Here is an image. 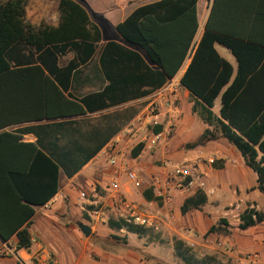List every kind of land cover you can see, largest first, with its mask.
<instances>
[{"label": "trees", "instance_id": "1", "mask_svg": "<svg viewBox=\"0 0 264 264\" xmlns=\"http://www.w3.org/2000/svg\"><path fill=\"white\" fill-rule=\"evenodd\" d=\"M86 1L59 0L58 25L43 22L37 26L28 20L26 0H0V113L4 108L6 116H28L6 121L7 125L37 117L81 115L86 110L148 96L175 79L190 58L180 84L193 100V114L208 126L196 145L225 139L257 174V190L264 195V44L214 30L215 6L213 17L197 40L200 0H117L120 8L141 5L117 25L116 31L127 44L139 48L145 58L116 42L107 43L102 48L101 64L110 85L104 92L76 102L54 87L43 67L46 69V59L56 67L55 54L67 50L75 51L81 64L95 55L103 34L83 6ZM216 45L235 56L236 73L219 55ZM25 50L41 53L40 64H31L23 54ZM73 67L75 64H71ZM51 73L68 91V79L64 82L58 77L61 71L51 69ZM3 80L6 84L2 86ZM49 83L58 99L53 100L51 91H47ZM218 99L221 107L215 113ZM162 130L158 126L155 132ZM0 144L6 146V161H15V165L0 168V236L5 242L16 236L15 252H31L34 244L29 228L34 207L46 205L58 194L60 167L37 144L24 142L18 134H0ZM144 147L138 144L132 156L138 157ZM144 196L162 204L150 190ZM207 202V195L199 190L185 200L181 212L185 215L201 210ZM240 220L239 229L246 231L263 223L264 214L248 208ZM108 225L112 230L134 235L144 232L124 221L111 220ZM227 228L229 223L221 218L207 234L228 235ZM174 251L184 264H226L214 256L197 261L194 250L183 240L174 241Z\"/></svg>", "mask_w": 264, "mask_h": 264}, {"label": "crops", "instance_id": "2", "mask_svg": "<svg viewBox=\"0 0 264 264\" xmlns=\"http://www.w3.org/2000/svg\"><path fill=\"white\" fill-rule=\"evenodd\" d=\"M202 2L199 35L202 36L211 15L213 17L212 11L215 6L214 30L241 40H253L264 44V0H222V3H216V5L215 0H200L198 12ZM45 6L47 7V5H42L43 10ZM139 6L141 5L134 4L120 8L117 0H94L90 2L89 8L86 10L93 23L101 29L103 34V40L98 45L95 55L87 63L81 64L78 54L73 50H67L64 54L57 53L55 54L56 67L47 59L46 69L42 66L45 77L49 78L55 85L54 87L63 92L67 98L76 102L104 92L110 85L101 64L102 48L107 43L116 42L138 52L145 58L139 48L127 44L121 38L114 40L104 38L105 27L116 28ZM111 21L114 22L111 24ZM43 22L57 26L59 23L58 12L52 21L47 17L31 21L37 26ZM216 49L219 55L233 66L236 73L238 63L232 52L220 45H216ZM23 54L29 58L31 64H40L39 56L41 53L35 50H25ZM190 62L191 59L189 58L178 76L165 85L178 95L180 103L175 110L184 117L178 119L176 134L172 142L169 143V147H161L154 154L145 153L143 150L138 157L134 158L130 152L138 144H144V139L147 138L148 121L144 116L156 92L105 109L86 110L81 115L37 117L24 119L19 121L20 123L13 121L9 123L10 125H7L6 121L19 117L27 118L28 116H6L4 108H2L0 134L5 132L18 134L24 142L37 144L44 153L59 165L60 178L58 194L46 205L34 207L35 215L29 228L34 244L32 251L20 250L15 252L17 237L15 236L9 242H5L0 236V250L10 246L14 254L10 258H0V264H17V258H21L27 264H49L51 259H56V264H63L64 252L65 254L72 252L73 247L81 249L82 259H85L86 262L89 258H95L97 264H170L162 250L146 244L143 240L135 239L134 234L124 230L121 232L128 235V244L124 247L104 250L92 245L91 237L94 234L102 231L105 233L104 236L110 238L114 237L112 234L114 230L105 225L104 222L95 220L87 202L78 205V200L82 192L91 194L96 187L98 200L110 207L112 200L107 185L111 180L117 178L120 193L141 211L161 210L163 215L155 230L170 227L172 231H179L175 222L169 217L166 206L169 202L163 201L165 204L160 205V201H148L145 199L144 193L147 190L152 191L153 177H156L161 171L158 170L159 161L166 158L183 159L187 155L183 145L189 141H198L208 128L204 124L199 135L197 137L194 135L199 118L192 112L193 100L189 91L180 84ZM71 64H75V67L71 68ZM51 69L61 71L58 76L61 81L65 82L68 79V91L63 90L56 77L51 73ZM1 83L2 86L6 84L4 80ZM46 85L47 91H51L50 93L53 95V100L54 98L58 99L59 96L53 85L50 83ZM220 107L221 99H218L213 109L214 112L218 113ZM167 108L162 111L157 119L160 125L173 115V110ZM131 126H135L133 133L129 132ZM198 148H202L200 154L209 159V164L205 163L200 167V170L204 174L203 183L205 187L202 191L207 195L208 202L206 205L210 206L211 209L201 212L202 208L189 216L190 212L185 215L182 214L181 208L185 200L196 193L187 195V198H184L182 205H180V212L183 216L189 217V224L193 225L199 233L207 234L213 226L217 225L221 217V214L213 215V210L220 208L225 213L231 211V206L234 205L254 208L264 214V195L257 190V174L246 164L242 155L225 139L212 141L204 146H198ZM113 149L115 155L118 153L126 155V158L118 156L119 164L117 165H111L106 156V153ZM6 151V146L0 144V168L6 165H15L14 160L6 161ZM211 160L214 162L212 163ZM107 165L109 166L106 167ZM127 171L138 173L139 184L128 182ZM150 204L153 205L150 206ZM227 222L229 223V235L215 233L209 237L229 240L235 252L230 254L212 248L209 250L213 254H225L234 264H258L247 262L245 258L240 257V253L246 249L245 246L255 250L262 249L260 244H264V222L248 232L254 235L257 230H262V233L250 237L248 240L239 239L241 233L235 229L238 224L230 220ZM83 227L91 229L90 236L83 233ZM132 236L135 239L134 244ZM182 239L184 242L187 241L185 238ZM171 260L174 263V259L171 258Z\"/></svg>", "mask_w": 264, "mask_h": 264}, {"label": "built area", "instance_id": "3", "mask_svg": "<svg viewBox=\"0 0 264 264\" xmlns=\"http://www.w3.org/2000/svg\"><path fill=\"white\" fill-rule=\"evenodd\" d=\"M178 101V95H176V92L171 91L169 86H164L152 97V102L144 116V118L148 121V125H153L155 129L160 126L157 120L159 117L158 112H161L167 107L173 110V115L168 121L166 129L162 130L159 133H156L154 131L152 133V136L149 137L147 135V138L144 139L145 153L151 152L160 144L164 143L165 145H167L168 140L172 136L177 121L180 117L179 113L175 110ZM134 129L135 126H131L129 128V132L133 133ZM106 156L111 165L119 164L118 156L121 158H126V155L123 153H118L115 155L114 149L109 150L106 153ZM211 162L213 163L214 160H211ZM196 173L197 172L193 170V166L189 161L181 165H174L171 161H165L164 168L156 177H153V184L151 188L154 196L158 199H161L162 201L170 202L172 198V192L175 190L188 191L189 189L193 188L198 182L200 183V187L204 189V183L200 181L201 177L196 176ZM126 174L128 182L139 184L140 177L136 171H127ZM107 189L110 191V198L112 200V205L110 207L105 206L103 202L98 200V190L96 187L93 189L91 194L82 192L78 200V205H82L83 202H87L88 206L93 208L90 211L94 219L104 223L111 220L117 222L124 221L129 226H133L136 228L145 230L157 229V226L163 215L160 209L156 211H152L153 209L141 211L134 203L129 201L124 195L120 193V185L117 178L110 181V183L107 185ZM152 205L153 204H150V206ZM242 209L243 207L240 205L231 206V211L225 212L224 217L222 218L230 220V216H238L239 219L236 221L241 223L240 217L245 212V210L242 211ZM249 209L252 210L254 208ZM253 219L256 220V215H253ZM182 232L189 236L190 240H186L191 241V245H194V240L198 238V234L192 229H183ZM208 243L209 248H212L214 250H221L230 254H233L235 252L233 245H231L226 239L209 237ZM260 245L264 246L263 243H261ZM11 256H14V254L10 249V246L3 247L0 250V258H10ZM17 260V264H27L21 258H17ZM245 260L249 263H258L264 261V249L262 252L256 251L248 253L245 256ZM56 263V259H51L49 264Z\"/></svg>", "mask_w": 264, "mask_h": 264}, {"label": "rangeland", "instance_id": "4", "mask_svg": "<svg viewBox=\"0 0 264 264\" xmlns=\"http://www.w3.org/2000/svg\"><path fill=\"white\" fill-rule=\"evenodd\" d=\"M26 1H27V16H28V20L30 22L36 20L37 18H41V17H47V18H49L50 21H52V18L54 17V15H56V12H58L59 0H26ZM93 1L94 0H88L87 2L83 3L84 7L88 9L90 2H93ZM43 4L47 5V7L45 6L44 10L42 9ZM202 6H203V2L201 3V7L199 5V20H201V13H202L201 8H202ZM113 22L114 21H111L110 23L112 24ZM103 26H105V25H103ZM199 34H200V32H199ZM200 37H201V35H198L197 40H199ZM104 38L107 40H114V39L120 38V36L118 35L116 28H112V27L107 26L104 29ZM179 103H180V101L177 102L176 107L177 106L179 107ZM162 111L158 112L159 115L162 113ZM183 117H184V115L181 114L179 118L181 119ZM169 120L170 119H167V121H165L164 124L160 125L163 127V130L166 129ZM203 126H204V123L200 119H198L197 125L195 126V131H194V135L196 137L202 131ZM176 130H177V126L175 127V129L172 133V136L169 138L167 145H165L164 143L160 144L158 147H156L154 150H152L149 153L154 154V152H156L158 149H161V147L168 146L169 143H171L172 140L174 139L175 134H176ZM154 131H155V127H153V125L147 126V135L149 137L152 136V133ZM196 143H197V141H189L186 145H183L184 151L186 152L187 155L181 160H172V159L166 158L165 160L159 161L158 170H162L164 168L165 161H171L174 165H181V164H184L185 162L189 161L190 164L193 166V170L195 172H197L196 176H200L201 177L200 181L203 182L204 174L201 173L200 167L203 166L205 163L209 164L208 163L209 159L206 158L205 156H203L202 154H200V152H201L200 150H202V148H198ZM199 146H202V145H199ZM131 153H132V151L130 152V154ZM198 155H200V156H198ZM108 166L109 165H107L106 167H108ZM199 190H203V189L200 187V183L198 182V183H196V185L193 188L189 189L188 191L175 190L172 192L171 201L169 203H167L166 206H167V211H168L170 219L175 222L179 231H177V232L172 231L170 227H165L162 230H155V229L145 230V229H142V230H144L142 235H135L136 236L135 239L143 240V242H145L146 244L152 245L154 248H156L160 251L162 250L163 253L165 254V258H167L169 260L170 264H184L182 261L177 259L174 255V241L177 239L178 240H184L182 238L189 239V236L187 234H184L182 232V230L183 229H192L198 234V238L196 240H194V245H191L192 244L191 241H185V242L194 250L193 254L195 255L197 261L202 260L205 256H214L219 261H221L223 263L234 264L233 261L231 259H229V257L223 253L213 254L209 250V245H208L209 244L208 239H209L210 235L199 233L195 229V227H193V225L189 224V220H188L189 217L183 216L180 212V205H182L184 198H187V195H189L190 193H196ZM163 204H165V203L162 201V205ZM160 205H161V203H160ZM88 208L90 210L93 209L89 206H88ZM210 209H211L210 206L206 205L203 207L201 212H204V211L210 210ZM246 209L247 208L243 207L242 211H244ZM193 213H195V211L190 212L188 214V216L192 215ZM212 214L213 215L221 214L220 219L222 217H224V213L222 212V210L220 208H215L213 210ZM212 217H215V216H212ZM229 218H230L231 222L238 224V226L235 229L239 230L238 233H241V237L239 238L240 240H248L250 237H254L255 235H260V233H262V230L261 231L257 230L256 234H254V235L249 234L248 232L252 228L249 230H246V231H242L239 229L240 223L238 221H236L239 219V217L238 216H236V217L230 216ZM104 224L109 226L108 221H106ZM232 228H234V227H232ZM227 229H228V232H230L229 228H227ZM124 231H126V230H124ZM127 233H129V232H127ZM104 234L105 233L102 231H99L96 234H94L91 237V244L94 246H98L104 250L121 248V247H124L128 244V237H127L128 235L127 234L124 235L123 232H121L119 230L113 231L112 234L114 237L109 238V237L104 236ZM133 237L134 236H132L131 238H133ZM135 239L134 238L132 239L133 244L135 242ZM227 241L229 243H231L229 240H227ZM248 247L249 246H245L246 249H244V251H242V253H240V257L245 258V256L251 252H256V251L262 252L263 248H264V246H262V249L255 250V249H250V247L249 248ZM73 248H74L73 251L70 253L67 252V254H65V252H64L63 262H62L63 264H97L95 258H89L88 261L86 262L85 259H82L81 249H79L78 247H73ZM171 258L174 259V263L172 262ZM258 264H264V261L258 262Z\"/></svg>", "mask_w": 264, "mask_h": 264}, {"label": "water", "instance_id": "5", "mask_svg": "<svg viewBox=\"0 0 264 264\" xmlns=\"http://www.w3.org/2000/svg\"><path fill=\"white\" fill-rule=\"evenodd\" d=\"M83 233L86 236H90L91 235V229L89 227H83Z\"/></svg>", "mask_w": 264, "mask_h": 264}]
</instances>
